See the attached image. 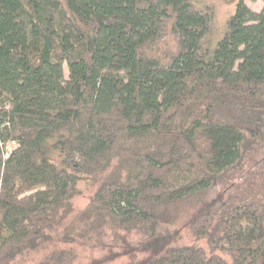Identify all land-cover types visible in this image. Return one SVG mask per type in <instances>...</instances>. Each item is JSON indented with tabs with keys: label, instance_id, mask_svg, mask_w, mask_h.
Listing matches in <instances>:
<instances>
[{
	"label": "trees",
	"instance_id": "16d2710c",
	"mask_svg": "<svg viewBox=\"0 0 264 264\" xmlns=\"http://www.w3.org/2000/svg\"><path fill=\"white\" fill-rule=\"evenodd\" d=\"M229 1L210 46L192 0H0V145L17 146L0 150V264L51 239L82 181L114 228L156 239L167 209L264 148V6ZM262 181L197 216L207 250L147 264H264Z\"/></svg>",
	"mask_w": 264,
	"mask_h": 264
},
{
	"label": "rangeland",
	"instance_id": "374dc122",
	"mask_svg": "<svg viewBox=\"0 0 264 264\" xmlns=\"http://www.w3.org/2000/svg\"><path fill=\"white\" fill-rule=\"evenodd\" d=\"M199 9L212 12L210 46L216 45L228 29V22L236 12V2L229 0H192ZM254 13L263 10V1H246ZM65 78H69L65 67ZM15 143L0 145L7 158L16 149ZM264 176V148L245 163L220 189L212 190L180 202L167 209L161 220L156 239L142 226L129 230L114 228L103 214L90 206L99 185L82 181L78 194L71 201L70 210L63 212L48 242L34 252L20 257L14 264H147L172 247L197 246L208 249L207 241L197 242L194 220L206 209L215 213L232 194L258 188ZM218 217V216H216Z\"/></svg>",
	"mask_w": 264,
	"mask_h": 264
}]
</instances>
